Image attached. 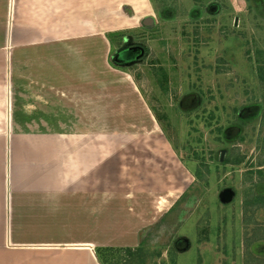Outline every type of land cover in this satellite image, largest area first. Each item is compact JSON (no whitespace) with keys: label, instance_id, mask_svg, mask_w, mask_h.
Instances as JSON below:
<instances>
[{"label":"rangeland","instance_id":"374dc122","mask_svg":"<svg viewBox=\"0 0 264 264\" xmlns=\"http://www.w3.org/2000/svg\"><path fill=\"white\" fill-rule=\"evenodd\" d=\"M34 1L41 4L43 0ZM149 1L87 0L83 4L90 9L86 12L99 9L98 35L88 36L98 50V77L92 79L98 88L92 91L94 95L99 89V124L92 130L83 127L80 133L83 140L97 139L99 147L93 149L91 164L67 159L71 163L67 192L74 195L55 201V194L43 188L14 195V236L23 242L61 233L66 221L51 224L47 219L67 214L82 218L85 215H77L82 203L83 213L95 208L99 212L100 229L93 238L99 263L97 249L111 247L118 249L111 264H264V196L258 191L264 185V80L258 76V55L264 60V0H222L224 14L210 15V21L201 27L195 22L189 27L180 13L175 22L159 21L158 28L148 23L144 31L138 27L149 14ZM185 1L196 5V0ZM37 13L36 9L30 12L32 22L38 21ZM191 29L197 32L190 34ZM9 31L4 27L2 33ZM131 31L146 35L149 55L145 62L122 69L106 60L108 45L111 43L114 53L120 37ZM185 39L187 44L182 42ZM67 58L68 66L73 67L72 57ZM161 63L169 65L165 67L169 71L166 93L154 74L156 64ZM73 68L79 74L86 72L80 64ZM194 94L199 104L182 111L179 103ZM251 105L262 106L259 115L244 114L241 120V108ZM1 114L6 116L4 108H0ZM235 124L243 128L242 139L229 143L228 158L222 165L219 151L224 145L218 137ZM13 129L8 121L0 125L4 152L18 150V142L11 141L16 136ZM28 129L42 133V127L26 126L20 130L26 138L32 133ZM48 131L56 135L53 127ZM24 143L31 149L39 145L32 140ZM61 177L65 173L59 168L49 179L60 181ZM38 181L41 186L49 182ZM5 187L4 182L3 192ZM223 193H228L230 202H222ZM2 211L4 221L6 212ZM42 218H46L44 222H40ZM139 237L140 244L134 246ZM177 239L185 241L179 249L173 246ZM2 241L9 245L6 238ZM141 243L145 249L138 254ZM128 250L134 251L132 256ZM64 255L57 256L66 264L87 261L75 251Z\"/></svg>","mask_w":264,"mask_h":264},{"label":"crops","instance_id":"0c3cea01","mask_svg":"<svg viewBox=\"0 0 264 264\" xmlns=\"http://www.w3.org/2000/svg\"><path fill=\"white\" fill-rule=\"evenodd\" d=\"M86 1L43 0L40 4L34 0H0V108L6 112V116L0 115V125H7L8 121L16 135L11 141L18 142V150L14 148L10 152H4L0 145V241L3 237L9 243H0V264H28L30 260H39L35 264H66L57 255L64 257L72 251L86 257L85 264H100L93 241L100 229L97 208L83 213L81 203L77 215H85L82 218L69 214L48 218L51 224L61 219L66 223L61 233L47 234L42 240L17 241L12 230L16 193L27 195L43 188L55 194V201L58 197H69L70 193L74 195L67 192V173L71 172L68 169L71 163L67 159H80L83 161L80 164L85 161L91 164L95 159L93 149L99 147L97 139L83 140L80 133L83 127L92 130L99 124V89L92 80L98 77L95 66L99 60L98 50L97 47L94 50L93 39L88 38L98 35L99 9L86 12L90 10L83 5ZM5 6H8V11L4 10ZM33 9L38 10L37 22H32L30 12ZM134 9L137 10L136 7ZM122 18L129 19L126 16ZM4 27L9 28V33H2ZM63 33L68 36L64 37ZM60 34L63 37L53 36ZM84 37L88 40L84 41ZM82 46L86 47L85 51ZM111 51L109 43L106 60H110ZM65 56L72 57L73 67L83 65L86 72L79 74L69 67ZM96 86L93 95L92 89ZM141 108L139 110L144 113ZM24 126L35 130L42 127V133L28 129L32 133L26 138L27 134L20 133L21 129L25 130ZM48 127H53L56 135H50L49 131L46 133ZM66 130L69 132L67 136L64 134ZM94 134L98 136V133ZM26 139L39 145L31 149L29 143L25 145ZM59 168L65 177L58 179L60 181H50L49 178L55 177ZM38 179L49 182L41 186ZM4 182L6 191L3 192ZM92 205L93 202L90 203ZM3 208L6 212L4 221L1 216ZM2 222L6 223L4 231ZM138 241L134 246L140 244V237Z\"/></svg>","mask_w":264,"mask_h":264},{"label":"flooded vegetation","instance_id":"af4514ba","mask_svg":"<svg viewBox=\"0 0 264 264\" xmlns=\"http://www.w3.org/2000/svg\"><path fill=\"white\" fill-rule=\"evenodd\" d=\"M152 1L151 0L149 1L150 3L149 4V14H146V17L145 18L142 17L143 19L139 21L138 28H141L144 31L148 29V23L151 24L153 27L158 28L157 24L159 23V21L164 22V24L168 22H173V21L175 22L177 18H180L179 17L180 13H182L184 18L187 19V23H190L189 27H193L194 25L192 23L194 22L196 23V25L198 24L201 27V25H203L205 22L210 21L208 19L210 15H214V17L217 18L216 15L220 14L221 12H223L224 14V11H225V7L222 4H221L222 6H220L219 4L221 3L222 0H215L214 3H210L209 0H206V2L205 0H203L204 3L201 2L202 0H196L195 6H193L192 3H188L185 0H182V2L184 3L182 5L173 4V2L175 3V1H180V0H152ZM131 8L129 7V10L136 11L134 7H131ZM126 9L128 10L127 7ZM151 11H153L152 17L149 16ZM154 19L156 20V22H154ZM163 30H162V32H164L163 35H165L166 33ZM169 30L171 31V33L175 31V30L172 31L173 30L172 28H170ZM182 30H184L185 32L186 27H183ZM175 32L177 34V31ZM184 32H182V34H184ZM195 32L197 31H194L193 29H191L190 34H194ZM182 42L185 44L188 43L186 39L183 40ZM119 45L120 46L118 48L115 47L114 53H113L114 48L112 49L111 51L112 57H110L111 59L110 62L112 61L115 65H117L118 67H121L122 69H125V68L127 69L137 63L145 62L144 59H146V57L149 55L148 38L146 37V35L140 33L139 31L137 32L131 31L130 33H126L122 35L120 37ZM134 48H143L145 50L143 57L139 58L138 60L134 58L131 59V58H125V57L120 58L119 57L120 55H118L117 53L118 50L119 52H121L122 50L127 51V50L134 49ZM166 61L170 62L171 60L168 58L166 59ZM159 66H161V69L157 70ZM168 66L169 65L164 66V63L156 64L157 68L154 70V72L164 74L168 78V83H169V73H168L169 71L167 68H165ZM160 87L161 86L159 85V88ZM197 99L198 97H196L195 94L190 95L189 97H187L186 100L183 99L184 101H181L179 103V106H180L179 108L182 111L194 109L195 105L199 104L200 102L199 99L198 100ZM261 108H262L261 105H251L248 107H243L240 110L239 118L243 120L244 114L246 115L249 114L251 116L259 115ZM242 133H243V128L239 124H235V125H232L224 129L223 133H221L220 137H218L220 138V141L223 142V145H224V149L219 151L220 156H221V159L219 160L220 164L223 165L227 161L228 154H229V151L227 150V146L229 145V143L233 141H237L238 139L241 141ZM183 243H185L183 239H177L176 241H173V244H174L173 246L176 249H179L180 245H183Z\"/></svg>","mask_w":264,"mask_h":264},{"label":"trees","instance_id":"16d2710c","mask_svg":"<svg viewBox=\"0 0 264 264\" xmlns=\"http://www.w3.org/2000/svg\"><path fill=\"white\" fill-rule=\"evenodd\" d=\"M262 56V54H259L258 55V61H259V77L264 80V60L262 61V59H260V57ZM156 75V78L158 80V83L159 85L161 86V90H162V93H166L168 91V78L164 75V74H160V73H154ZM262 173H260L261 175ZM258 191L259 193H261V195L264 196V186L262 184L259 185L258 187ZM263 199V198H261ZM141 245H143L142 247H140ZM140 246L137 247L138 251L137 252L138 254H140V250H142L143 248L145 249V243H141ZM116 251H118V249L114 250L113 248H100V249H97V254H98V258L100 260V263L101 264H111L112 262V257L113 255H117L118 253H116ZM144 251V250H142ZM126 252H129L128 255L132 256L134 251H131V250H128ZM119 253H121V251H119ZM137 253H135V255H138ZM101 255L104 256V261H102L101 259ZM134 255V256H135ZM140 264H143V262L140 261Z\"/></svg>","mask_w":264,"mask_h":264},{"label":"water","instance_id":"95a60500","mask_svg":"<svg viewBox=\"0 0 264 264\" xmlns=\"http://www.w3.org/2000/svg\"><path fill=\"white\" fill-rule=\"evenodd\" d=\"M144 49L143 48H134V49H130L127 51H121V52H117L118 55H120L119 57H125V58H131V59H139L141 57H143L144 55ZM221 200L223 203H228L231 200V197L228 195V193H223L221 196Z\"/></svg>","mask_w":264,"mask_h":264}]
</instances>
